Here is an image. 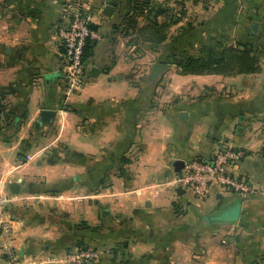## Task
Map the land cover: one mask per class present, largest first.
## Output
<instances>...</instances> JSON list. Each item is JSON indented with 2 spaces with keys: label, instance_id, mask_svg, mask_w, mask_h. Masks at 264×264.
Segmentation results:
<instances>
[{
  "label": "crops",
  "instance_id": "crops-1",
  "mask_svg": "<svg viewBox=\"0 0 264 264\" xmlns=\"http://www.w3.org/2000/svg\"><path fill=\"white\" fill-rule=\"evenodd\" d=\"M133 1L0 0V182L10 245L20 264H47L80 246L101 252L89 264H257L264 256V0H187L181 19L172 17L176 0H156L136 26L173 23L161 44L140 39L146 51L136 60L121 33ZM163 8L169 17L160 16ZM74 15L100 38L86 46L82 87L68 92L59 32ZM236 42L253 46L258 71H165L163 95L145 68L133 70L153 55L196 58L199 44L207 56ZM42 110L55 112L48 125L39 123ZM218 143L244 151L233 172L252 193L177 196L174 162L208 158ZM4 240L0 233V264H7Z\"/></svg>",
  "mask_w": 264,
  "mask_h": 264
},
{
  "label": "built area",
  "instance_id": "built-area-1",
  "mask_svg": "<svg viewBox=\"0 0 264 264\" xmlns=\"http://www.w3.org/2000/svg\"><path fill=\"white\" fill-rule=\"evenodd\" d=\"M99 34L92 30L87 21L79 15H74L67 25L59 32V45L63 50L61 71L66 91L78 90L86 77L84 49L87 43L99 40ZM244 155V151L229 145L218 148L208 158L194 157L184 161L180 173L176 174L171 184L190 192L193 197L204 199L210 193L234 192L241 197L252 193L246 180L233 171L236 163ZM8 198L4 195L0 182V233L4 240V254L7 264H20L19 257L10 245V222L6 217ZM101 252L93 247H78L62 256L54 255L47 264H89L100 259ZM257 264H264V256Z\"/></svg>",
  "mask_w": 264,
  "mask_h": 264
},
{
  "label": "trees",
  "instance_id": "trees-1",
  "mask_svg": "<svg viewBox=\"0 0 264 264\" xmlns=\"http://www.w3.org/2000/svg\"><path fill=\"white\" fill-rule=\"evenodd\" d=\"M202 2V0H192ZM149 7L148 0H134L129 14L126 16V25L121 28L124 36L130 37L133 34L139 39L148 42L161 44L166 40V32L173 23H162L160 25H148L137 28V20L143 14L142 11ZM177 18L181 16L177 14ZM91 29L92 27L89 26ZM87 43V45H90ZM87 47H85L84 52ZM257 60L251 55V52L245 45H235L223 47L220 51L210 50L205 59L190 58L188 61H178L176 71L180 75H211L219 74L224 76H234L258 71ZM88 247V246H85ZM96 249V248H94Z\"/></svg>",
  "mask_w": 264,
  "mask_h": 264
},
{
  "label": "rangeland",
  "instance_id": "rangeland-1",
  "mask_svg": "<svg viewBox=\"0 0 264 264\" xmlns=\"http://www.w3.org/2000/svg\"><path fill=\"white\" fill-rule=\"evenodd\" d=\"M165 1V0H164ZM163 1V2H164ZM187 0H176V2H173L174 3V5H173V9H176L177 10V13L176 14H172V17H174L175 15H176V17H177V14L179 15V16H181L182 15V13L184 14L185 12H184V7L186 6L185 5V2H186ZM155 2H156V0H149V7L148 8H145V11H146V13L147 14H149V16H150V12L152 11V10H150V8H153V7H155ZM210 2H215V0H202V2L201 3H203V4H207V5H209V3ZM150 4H152L151 6H150ZM168 9V11L167 10H165V8H163V10L162 11H160V16L161 17H169V13H170V9L171 8H167ZM231 8L229 7V6H226V8H225V10H226V12H225V15H226V17H227V19L229 20V19H231L232 17H231V15H230V12H231V10H230ZM154 10V9H153ZM174 11V10H173ZM156 12V11H155ZM129 14V13H128ZM159 15V14H158ZM140 18V17H139ZM138 18V19H139ZM137 23H138V20H137ZM137 28H141V27H138L137 26ZM121 33H124V32H121ZM255 35V34H254ZM245 36L248 38L249 37V34H246L245 33ZM128 39H129V41H128V45H129V51H131L133 54H134V60H136V59H139L140 58V56H142L143 54H144V52L146 51V48H145V46H144V44H141L140 43V39L136 36V35H132V36H130V37H128ZM246 40V39H245ZM233 45H245L246 47H247V49H249L250 50V52L252 53V48H253V46L250 44V43H238V42H236L235 44H232L231 46H233ZM198 48H197V51L198 52H196V53H193V55H195V57L197 58H201V56L202 55H204V56H206V44L205 45H203V44H199L198 46H197ZM214 47V46H213ZM227 47V46H226ZM215 49H217V51H220V49L221 48H223V46L222 45H219V46H215L214 47ZM261 48H264V44L263 45H261ZM211 50H213V49H211ZM204 53V54H203ZM131 57V56H130ZM162 58H159V57H157V56H155V55H153L152 56V58L151 59H149V60H147L146 61V63H143V64H138V62H135L134 63V65H133V70H138V68H139V71H140V67H143V68H145V70H143V71H147L146 72V74H145V78L149 75V69H150V67H151V65L152 64H154V63H163V64H165L166 66H167V70L166 71H178L177 70V63H178V61H180V60H182V61H188V59H190V58H193V57H190V56H188L186 53H185V55H179L178 56V58H173L174 57V55H172V56H170L169 58L170 59H167V57H165V55L164 56H161ZM132 58V57H131ZM203 59V58H202ZM151 63V64H150ZM150 64V65H149ZM166 73V72H165ZM164 73V74H165ZM177 73V72H176ZM170 78H167L166 79V81L164 82V84L162 85V87H160V81H158V80H155L154 82H153V85L151 86V88L153 89V90H155L156 89V86H158L160 89L158 90V93H160V94H165V90H166V86H168V84H169V82H170ZM222 146V143L221 144H219L218 143V145H217V149L218 148H220ZM217 149H215L214 150V152L217 150ZM239 149V148H238ZM240 150H242V149H240ZM243 151V150H242ZM213 152V153H214ZM212 153V154H213ZM211 154V155H212ZM210 155V156H211ZM187 199H195V197H193V195L190 193V192H188V193H186L185 195H184ZM218 216H219V214H218ZM217 216V217H218ZM80 247H85V246H80Z\"/></svg>",
  "mask_w": 264,
  "mask_h": 264
},
{
  "label": "water",
  "instance_id": "water-1",
  "mask_svg": "<svg viewBox=\"0 0 264 264\" xmlns=\"http://www.w3.org/2000/svg\"><path fill=\"white\" fill-rule=\"evenodd\" d=\"M113 7L112 6H106L103 13L106 16H111L112 12H113ZM258 28V23L257 22H253L250 25V31L251 33H255L256 30ZM93 70H95V68H93ZM92 70V71H93ZM167 70V66L163 63H154L151 65L150 69H149V75L147 76L148 80L150 81H155L160 79L161 75ZM55 116V112L54 111H48V110H42L39 114V123L41 125H48L51 123V120L54 118ZM184 166V161L182 160H177L174 162L173 164V168L176 174L180 173V171L182 170ZM11 190L13 193H17L18 191V185L14 184L11 186ZM176 194L179 197H182L185 195V191L181 188H177L176 189Z\"/></svg>",
  "mask_w": 264,
  "mask_h": 264
}]
</instances>
